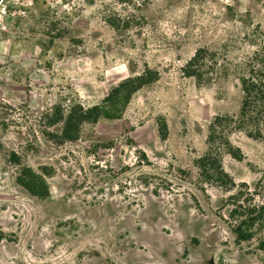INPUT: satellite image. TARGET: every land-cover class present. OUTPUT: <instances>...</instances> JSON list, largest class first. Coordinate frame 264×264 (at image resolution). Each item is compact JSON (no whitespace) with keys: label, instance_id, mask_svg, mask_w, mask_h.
I'll list each match as a JSON object with an SVG mask.
<instances>
[{"label":"rangeland","instance_id":"374dc122","mask_svg":"<svg viewBox=\"0 0 264 264\" xmlns=\"http://www.w3.org/2000/svg\"><path fill=\"white\" fill-rule=\"evenodd\" d=\"M257 25L264 0H0V264H264V226L238 241L229 216L238 190L264 204V136H231L235 190L203 180L208 125L236 110L240 85L182 70L200 47L247 51ZM147 67L157 80L106 100ZM76 103L99 114L77 140L50 139L61 125L43 113ZM13 151L49 196L17 182Z\"/></svg>","mask_w":264,"mask_h":264},{"label":"trees","instance_id":"16d2710c","mask_svg":"<svg viewBox=\"0 0 264 264\" xmlns=\"http://www.w3.org/2000/svg\"><path fill=\"white\" fill-rule=\"evenodd\" d=\"M243 39L247 51H239L240 53L231 57L228 51L200 47L182 67L184 74L195 78L198 84H214L231 75H235L239 82L238 107L233 112L218 113L213 117L208 125L207 150L195 159L201 178L226 191L235 190L238 184L224 168L223 155L227 153L236 159L243 158L241 148L233 144L231 136L236 132L256 139L264 136V28L257 25L251 32L245 31ZM158 78L159 72L147 67L141 75L129 78L114 88L106 100L115 102L123 92L135 91ZM98 110V107L87 108L81 103L71 105L68 109L56 105L43 113L42 119L46 126L61 125V129L46 131L45 134L57 143L77 140L83 122L94 114H99ZM159 131L163 138L168 136L166 121L160 123ZM8 160L21 167L16 176L20 185L35 196L50 195L45 177L33 168L23 166L18 153L11 152ZM243 192L238 190L229 196L230 204L235 206L229 216L240 220V223L233 226L238 241L253 237V231L247 229L246 225L264 226V204L251 202L250 205L243 206L240 203Z\"/></svg>","mask_w":264,"mask_h":264},{"label":"built area","instance_id":"2783aa9c","mask_svg":"<svg viewBox=\"0 0 264 264\" xmlns=\"http://www.w3.org/2000/svg\"><path fill=\"white\" fill-rule=\"evenodd\" d=\"M5 2H9V0H5Z\"/></svg>","mask_w":264,"mask_h":264}]
</instances>
